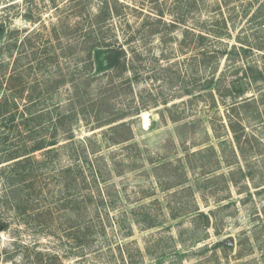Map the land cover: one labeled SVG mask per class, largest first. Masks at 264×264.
<instances>
[{
  "label": "rangeland",
  "instance_id": "obj_1",
  "mask_svg": "<svg viewBox=\"0 0 264 264\" xmlns=\"http://www.w3.org/2000/svg\"><path fill=\"white\" fill-rule=\"evenodd\" d=\"M95 17L109 47L90 63ZM263 20L264 0H0L4 86L43 93L35 110L54 117L82 96L32 175L4 182L0 164V264H264V79L231 52L264 47ZM249 57L264 70V49Z\"/></svg>",
  "mask_w": 264,
  "mask_h": 264
},
{
  "label": "trees",
  "instance_id": "obj_2",
  "mask_svg": "<svg viewBox=\"0 0 264 264\" xmlns=\"http://www.w3.org/2000/svg\"><path fill=\"white\" fill-rule=\"evenodd\" d=\"M98 17L94 18V25L91 26L89 31L86 34V55L88 54V59L90 63L92 62V51L96 49L97 56L103 52L102 49L107 48L109 46H103L101 44V38H103L102 29L98 26ZM262 26L264 27V20L262 23L258 25L261 29ZM199 40L201 42L206 40L204 35H199ZM257 42L258 38L255 40ZM87 44H90L87 46ZM241 46H233V50L231 52L235 53L241 59L243 65L239 66L237 69H242L244 73V78L247 79L250 83H257L261 82L264 79V70L261 66L258 65L257 60H251L250 58L251 52L254 50L262 51L264 49L262 43L255 44V46L250 43L249 45L241 43ZM115 52V51H114ZM117 58L114 63L110 61L107 62V67L111 71H118L121 67L120 59L123 55V51L117 52ZM202 55L207 59H212L214 52L208 50V48L204 47L203 51L201 52ZM205 59V64H206ZM264 59V58H263ZM209 63V62H208ZM264 67V64H263ZM123 69V68H122ZM17 75H20L17 74ZM110 90L114 89V85L112 82H109ZM17 89L10 88L6 84L4 86L3 82L0 81V154H10L5 158L1 163L11 162L6 165L5 168L1 170V178L4 182L9 181L10 179L17 180L21 175H24L26 172L29 176L32 175L34 169L32 168V164L36 163L38 165L39 161L35 160V158H31L30 154H34L36 152H42L45 155L50 154H57L58 150L61 148L59 147L60 142L57 140L56 133H68V130H63L62 125L66 122H69L73 117L75 118V112H77V107H81L82 104L79 101V98L82 97L81 95H77L76 101L74 98L69 102L68 107L71 109L70 112H67L66 115L62 116H49L48 110L43 111V109L35 110V107L41 105V95L43 93L38 94H27L24 95V88L19 87ZM232 91L235 93H240L234 87H232ZM44 95L42 96V98ZM249 103V101L245 102ZM139 114V110H135V113L132 115L130 113H121L120 115L114 116L109 118L106 121L107 125L117 123L123 121L131 116H136ZM105 123V122H104ZM233 124H230L231 128L233 129ZM46 126H51L52 130L54 131L53 134L49 137L38 136ZM127 125L125 122H120L117 125L109 128V132L115 133L117 130L120 129H127ZM12 133L18 134V140H14V142L9 141V136ZM61 134V135H62ZM128 139V138H127ZM126 138L119 140L114 135L111 138H106L105 141L108 144H120L123 142L128 141ZM239 140L238 138H236ZM12 140V139H11ZM106 142V143H107ZM238 144V142H237ZM239 145V144H238ZM74 162L72 170L74 168L77 170L76 173L81 176L83 179V175L85 173L84 170V162L79 160ZM86 163V160H85ZM88 171L90 172V177L93 182L99 183L101 178V174L99 170L97 171L92 165H88ZM92 171V172H91ZM33 179H36L33 177ZM187 180V179H186ZM34 181V180H33ZM36 181V180H35ZM186 182H181V184ZM250 194V193H249ZM251 195V194H250ZM3 196L6 197V194ZM7 223H0V232L6 229Z\"/></svg>",
  "mask_w": 264,
  "mask_h": 264
},
{
  "label": "water",
  "instance_id": "obj_3",
  "mask_svg": "<svg viewBox=\"0 0 264 264\" xmlns=\"http://www.w3.org/2000/svg\"><path fill=\"white\" fill-rule=\"evenodd\" d=\"M117 58V53L116 52H113V54L111 55V58H110V62L111 63H114L115 60ZM236 89H238V87L236 86ZM227 245L229 247L233 246V240H227Z\"/></svg>",
  "mask_w": 264,
  "mask_h": 264
},
{
  "label": "bare ground",
  "instance_id": "obj_4",
  "mask_svg": "<svg viewBox=\"0 0 264 264\" xmlns=\"http://www.w3.org/2000/svg\"><path fill=\"white\" fill-rule=\"evenodd\" d=\"M143 118L145 120V124H147V115L146 114H143Z\"/></svg>",
  "mask_w": 264,
  "mask_h": 264
}]
</instances>
